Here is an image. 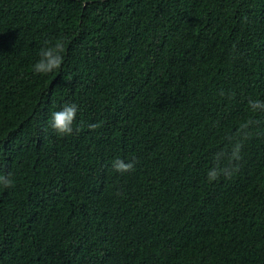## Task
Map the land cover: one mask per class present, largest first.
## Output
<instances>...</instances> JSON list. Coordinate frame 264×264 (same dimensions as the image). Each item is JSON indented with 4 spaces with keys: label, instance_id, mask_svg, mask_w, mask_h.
<instances>
[{
    "label": "trees",
    "instance_id": "trees-1",
    "mask_svg": "<svg viewBox=\"0 0 264 264\" xmlns=\"http://www.w3.org/2000/svg\"><path fill=\"white\" fill-rule=\"evenodd\" d=\"M58 41L61 68L35 73ZM250 101L264 0H0V264H264Z\"/></svg>",
    "mask_w": 264,
    "mask_h": 264
},
{
    "label": "clouds",
    "instance_id": "clouds-1",
    "mask_svg": "<svg viewBox=\"0 0 264 264\" xmlns=\"http://www.w3.org/2000/svg\"><path fill=\"white\" fill-rule=\"evenodd\" d=\"M64 44L62 41L56 42L54 46L41 48L40 59L33 65V71L37 74H49L59 70L64 63ZM250 106L253 110L264 109V102L250 101ZM78 106L75 103L65 104L59 111L52 113L51 126L59 136L71 135L74 131L73 124L76 120ZM90 128H95L90 125ZM234 155L236 153L234 152ZM134 167V162H125L124 160L117 159L113 162L115 171L123 174L131 171ZM219 172L211 170L208 173L209 181H214L218 178ZM12 180L7 175H0V185L4 188L12 186Z\"/></svg>",
    "mask_w": 264,
    "mask_h": 264
}]
</instances>
